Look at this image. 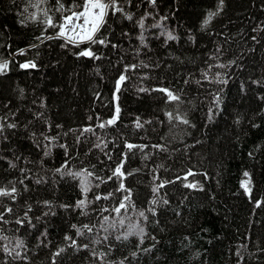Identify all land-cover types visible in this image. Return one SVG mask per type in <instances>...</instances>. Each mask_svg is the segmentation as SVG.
I'll list each match as a JSON object with an SVG mask.
<instances>
[{
	"label": "trees",
	"instance_id": "16d2710c",
	"mask_svg": "<svg viewBox=\"0 0 264 264\" xmlns=\"http://www.w3.org/2000/svg\"><path fill=\"white\" fill-rule=\"evenodd\" d=\"M83 2L0 0V264H264V0Z\"/></svg>",
	"mask_w": 264,
	"mask_h": 264
},
{
	"label": "snow or ice",
	"instance_id": "6c2138e0",
	"mask_svg": "<svg viewBox=\"0 0 264 264\" xmlns=\"http://www.w3.org/2000/svg\"><path fill=\"white\" fill-rule=\"evenodd\" d=\"M153 2H155V0H153ZM221 4L223 3V0H220ZM59 3V0H58ZM36 7H39V4L35 5ZM73 9H65L63 4H59L58 7V11H60L62 14L67 11V14L63 16V20L59 25V32H58V36L60 37H65L66 40L68 42H72L74 37L78 38L80 42H83L85 40L90 41L92 43H105L104 40L102 39H98V38H94L95 34L97 33L98 29L101 26V23L104 20V17L106 15V12L109 8L114 9L115 11H121V9L118 7L117 5V0H107V2H104V0H84L83 4H79L76 3L73 5ZM43 14L45 16V23L55 27L56 25L54 24L52 17L48 15L47 10H42ZM215 13H209L208 19H206L204 21V24L207 25L209 20L212 18V16ZM129 19H131V17L129 16ZM141 27H143V22L141 21ZM71 33V34H69ZM51 38V37H49ZM168 38L172 39L173 37L171 36V34H168ZM79 55H83V56H93V52L91 51V49H86L83 50L81 53H79ZM7 67V63H3L0 64V70L5 69ZM21 67H35L34 64H23L21 65ZM134 67V66H133ZM221 67H223V65H221ZM125 80V76L121 75L119 77V81L117 82V91H119V85L121 81ZM161 91H167L164 89H161ZM167 95L169 97V99L171 100H175L178 99V97H175L171 92H167ZM119 109L117 108V113H118ZM171 116V114H169ZM209 119H211V116L209 117ZM183 123L187 124L188 121L187 120H183ZM108 124L113 123L112 120L107 121ZM9 127H14V125H8ZM104 124H101L100 127H104ZM140 125L137 124V127H139ZM90 129H85V131H88ZM127 147L129 149H132L134 147V145L132 144H128ZM59 171V170H58ZM117 173L120 172L119 168L116 170ZM191 174V173H189ZM72 175L74 176H82V173H73ZM88 175H91L90 173ZM247 175V174H245ZM85 184L84 181H82V185ZM189 187H195V185H188ZM121 187H123V185H121ZM160 187H163V183H161ZM86 190V188H85ZM158 189H154V191H156ZM12 193L15 192V188H13L11 190ZM0 195H11V193L9 192H5L3 189H0ZM101 197L97 196L96 199H100ZM124 200H128V197L126 196L124 198ZM79 206L83 207L84 206V201H79ZM126 207L125 203L122 201L119 204V207L115 208L114 211L116 213H119L121 209H124ZM140 216H144V213L141 212ZM105 219H107V217H105ZM18 223H20V221H18ZM121 224H123V221H121ZM85 228H88V225L84 226ZM89 231H91V228H88ZM135 228L133 227L131 229V232H134ZM141 233L143 232V230H140ZM130 232V234H131ZM67 238V237H66ZM22 243V242H21ZM75 243V241H73V244ZM20 245L18 244L17 247H19ZM4 251L8 252L9 254H11V250H9L8 248H4ZM17 255H19V253H17Z\"/></svg>",
	"mask_w": 264,
	"mask_h": 264
},
{
	"label": "rangeland",
	"instance_id": "374dc122",
	"mask_svg": "<svg viewBox=\"0 0 264 264\" xmlns=\"http://www.w3.org/2000/svg\"><path fill=\"white\" fill-rule=\"evenodd\" d=\"M104 2H107V0H104ZM69 34H71V33H69ZM74 39H78V38H75V37H74Z\"/></svg>",
	"mask_w": 264,
	"mask_h": 264
},
{
	"label": "crops",
	"instance_id": "0c3cea01",
	"mask_svg": "<svg viewBox=\"0 0 264 264\" xmlns=\"http://www.w3.org/2000/svg\"><path fill=\"white\" fill-rule=\"evenodd\" d=\"M73 41H79V39H73Z\"/></svg>",
	"mask_w": 264,
	"mask_h": 264
}]
</instances>
